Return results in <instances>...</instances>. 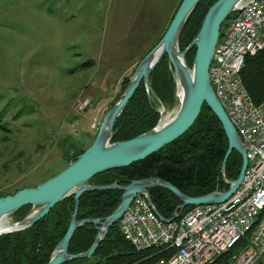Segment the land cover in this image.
Returning <instances> with one entry per match:
<instances>
[{
    "label": "rangeland",
    "instance_id": "374dc122",
    "mask_svg": "<svg viewBox=\"0 0 264 264\" xmlns=\"http://www.w3.org/2000/svg\"><path fill=\"white\" fill-rule=\"evenodd\" d=\"M181 1L0 0V113L10 132L4 142L0 134L1 192L34 188L90 147ZM178 106L157 103L160 122Z\"/></svg>",
    "mask_w": 264,
    "mask_h": 264
},
{
    "label": "trees",
    "instance_id": "16d2710c",
    "mask_svg": "<svg viewBox=\"0 0 264 264\" xmlns=\"http://www.w3.org/2000/svg\"><path fill=\"white\" fill-rule=\"evenodd\" d=\"M216 1L201 0L183 29L179 40L180 51L185 50L196 37L207 11ZM194 56L195 49L193 48L185 58L188 68L192 67ZM90 65V62H86L81 67L85 69ZM148 80L151 94L157 102L150 100L143 84H141L115 123L112 143L131 140L153 129L160 120V115L156 110L157 103L167 109L178 104L173 71L166 57L149 75ZM242 81L254 103L260 104L264 99V51L246 60ZM126 85L127 80L123 85V91ZM2 115L4 114L0 113V134H3L2 141L4 142L7 140L5 136L10 132L8 127L2 124ZM227 149L228 140L221 124L204 105L192 127L174 142L147 159L127 168L99 174L91 179L89 184L93 186L113 184L127 186L133 181L156 178L169 183L188 197H202L228 188L220 174ZM84 151H78L68 161H75ZM241 166L240 155L237 152H232L226 164L225 179L236 180ZM24 187L14 188L9 192L0 191V198L12 196ZM121 195L122 193L119 191L84 194L79 203L78 221L107 218L118 207ZM149 195L157 212L165 219H170L175 209L180 205L179 201L164 189H150ZM191 208L185 209L183 213ZM31 209L26 207L13 214L14 222L25 219ZM73 210L74 200L73 196H70L56 205L46 218L32 227L1 236L0 264H47L54 248L68 229ZM95 237L94 227L89 224L84 225L75 232L69 244L68 253L74 255L88 251ZM245 243L246 239L241 240L234 249L223 255L214 264H228L231 256ZM173 253L172 251L163 252L159 249L137 252L124 239L118 229V224H116L99 244L92 258L72 261L67 264H149L169 259Z\"/></svg>",
    "mask_w": 264,
    "mask_h": 264
},
{
    "label": "water",
    "instance_id": "95a60500",
    "mask_svg": "<svg viewBox=\"0 0 264 264\" xmlns=\"http://www.w3.org/2000/svg\"><path fill=\"white\" fill-rule=\"evenodd\" d=\"M257 1L259 0H217L207 11L196 37L181 52L179 40L183 29L201 2V0H182L162 39L139 63L120 99L101 121L90 147L75 161H70L68 167L56 176L34 188H24L12 196L0 198V221H4L6 217L12 216L26 207L39 210L36 214H30L22 221L12 223L11 228L13 229L1 231L0 237L32 227L46 218L56 205L73 196L74 210L68 229L54 248L47 263L67 264L72 261L92 258L110 229L118 223L132 201L139 195L146 197L152 211L163 222L174 221L185 209L190 207L221 205L228 201L242 183L247 168V159L235 128L214 94L208 71L223 24L228 21L230 16L241 12L245 5ZM193 48L195 49V56L190 70L186 65L185 58ZM165 57L172 68L176 83V97L179 104L177 112L165 123H161L159 120L153 129L144 134L131 140L112 143L114 126L118 118L141 84H144L146 89L149 88V75ZM204 105L218 119L228 140V149L220 171L222 181L228 185L226 190L192 198L184 195L169 183L156 178L133 181L127 186L116 184L93 186L89 184V181L99 174L127 168L147 159L174 142L192 127ZM232 152H237L240 155L242 166L238 178L234 181H228L225 179V170ZM154 188L170 192L179 201L180 205L175 209L171 219L163 218L154 207L149 195V190ZM99 191L121 192V201L118 207L105 219L78 221L81 197L86 193ZM88 224L96 230V237L91 248L84 253L69 254V244L75 232Z\"/></svg>",
    "mask_w": 264,
    "mask_h": 264
},
{
    "label": "built area",
    "instance_id": "2783aa9c",
    "mask_svg": "<svg viewBox=\"0 0 264 264\" xmlns=\"http://www.w3.org/2000/svg\"><path fill=\"white\" fill-rule=\"evenodd\" d=\"M262 51L264 0H259L226 22L208 71L245 150L242 183L225 203L193 207L171 222L161 221L145 196L135 197L118 221L121 235L140 253L174 252L149 264H214L243 239L228 264H264V99L255 104L242 81L246 60Z\"/></svg>",
    "mask_w": 264,
    "mask_h": 264
},
{
    "label": "bare ground",
    "instance_id": "6f19581e",
    "mask_svg": "<svg viewBox=\"0 0 264 264\" xmlns=\"http://www.w3.org/2000/svg\"><path fill=\"white\" fill-rule=\"evenodd\" d=\"M11 229H13V228H11V224H9L5 221H0V232L1 231H8Z\"/></svg>",
    "mask_w": 264,
    "mask_h": 264
}]
</instances>
